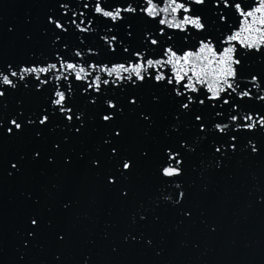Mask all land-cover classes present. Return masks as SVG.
<instances>
[{
    "label": "snow or ice",
    "instance_id": "1",
    "mask_svg": "<svg viewBox=\"0 0 264 264\" xmlns=\"http://www.w3.org/2000/svg\"><path fill=\"white\" fill-rule=\"evenodd\" d=\"M44 7L36 32L21 37L46 39L50 54L41 59L44 53L32 48L29 58L0 56V142L30 133L34 141L46 139L47 151L31 147L4 160L8 176L20 172L26 155L51 164L71 141L96 132L88 167L103 171L104 188L127 201L141 165H154L157 181L174 185L156 203L175 205L184 220L192 210L182 206L189 193L178 181L188 153L206 144L217 169L239 151L264 157V0H45ZM138 19L144 23L139 35ZM17 30L5 25L9 35ZM141 137L150 142L130 150ZM74 150L61 152L67 168ZM256 199L264 204V191ZM148 218L141 207L133 222ZM151 218L159 215L153 210ZM52 226L39 210L25 214L14 264H24L34 247L44 253L42 237ZM49 235L59 245L69 240L63 228ZM142 238L131 230L121 236L124 244ZM52 255L54 264H64L61 249ZM77 264H92V253Z\"/></svg>",
    "mask_w": 264,
    "mask_h": 264
},
{
    "label": "water",
    "instance_id": "2",
    "mask_svg": "<svg viewBox=\"0 0 264 264\" xmlns=\"http://www.w3.org/2000/svg\"><path fill=\"white\" fill-rule=\"evenodd\" d=\"M44 3L45 0H0V56L29 58L27 53L32 48L44 53L41 59L50 54L46 39L38 37L24 42L21 37L24 31L36 32L46 10ZM29 15L30 25L25 24ZM8 22L17 26L16 33H6ZM135 25L139 35L144 23L138 19ZM89 42L96 43L95 37ZM98 136L90 132L61 150L75 149L70 168L65 167L61 152L54 154L55 162L51 164L43 157L34 161L26 155L20 172L11 176L6 174L4 160L20 152L27 153L31 147L47 151L46 139L34 141L26 133L0 142L2 264H14L16 229L22 227L25 214L34 209L41 211L46 219L51 218L53 226L42 237L45 252L34 247L24 264H34L38 258L54 264L52 254L58 248L63 251L64 264H77L80 256L88 252L92 253V264H264V204L256 199L257 193L264 191V157L252 158L239 151L217 169L206 144L188 153L184 175L178 182L188 190L182 206L191 208L192 214L182 220L175 205L156 203L157 194L170 195L168 188L174 185L166 187L157 181L154 165H141L131 181L133 194L127 201L119 200L114 190L105 189L103 171L97 175L88 167V156L96 154ZM149 142V138L141 137L130 145V150ZM82 150L84 157L80 156ZM29 192L32 199L27 196ZM35 197H39L38 205ZM69 201L70 206L64 209L63 205ZM141 207L148 210L149 218L143 224L134 223L133 216L138 220ZM153 210L159 215L158 221L151 218ZM58 228L69 235L63 245L50 239V231ZM129 230L142 232L143 238L124 244L121 236ZM148 239L152 240L151 245H147ZM113 245L120 246L116 254L110 251Z\"/></svg>",
    "mask_w": 264,
    "mask_h": 264
}]
</instances>
